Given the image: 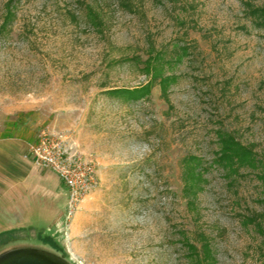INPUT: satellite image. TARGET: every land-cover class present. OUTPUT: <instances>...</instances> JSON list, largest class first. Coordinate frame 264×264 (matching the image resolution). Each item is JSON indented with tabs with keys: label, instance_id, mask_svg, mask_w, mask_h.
<instances>
[{
	"label": "rangeland",
	"instance_id": "rangeland-1",
	"mask_svg": "<svg viewBox=\"0 0 264 264\" xmlns=\"http://www.w3.org/2000/svg\"><path fill=\"white\" fill-rule=\"evenodd\" d=\"M9 1L0 0V25ZM246 1L264 4L16 3L12 29L0 33V137L17 132L10 124L20 121L35 141L42 131L64 135L95 165L98 185L68 236L55 225L48 242L47 219L10 225L0 189V256L35 247L71 264H192L185 239L200 248L204 232L216 264L261 263L263 235L243 222L244 215L263 210L258 174L242 169L230 184L213 162L219 128L264 158V29L251 20ZM156 54L163 73L174 77L166 95L159 79L143 99L110 92L152 81L155 69L146 65ZM193 155L205 178L197 195L195 188L185 190L187 182L198 183V177L190 180L196 175L187 176L184 158ZM66 207L61 195L56 220ZM20 227L21 237L9 235Z\"/></svg>",
	"mask_w": 264,
	"mask_h": 264
},
{
	"label": "trees",
	"instance_id": "trees-1",
	"mask_svg": "<svg viewBox=\"0 0 264 264\" xmlns=\"http://www.w3.org/2000/svg\"><path fill=\"white\" fill-rule=\"evenodd\" d=\"M18 1L19 0H10L8 2L5 17L0 25L1 34L5 33L7 30L9 31V29H12V25L16 17L14 10ZM245 5L254 24L257 27L264 29V4L255 5L251 1H246ZM187 52L188 48H182V53L178 55V58L181 59L182 54H187ZM153 60L156 62H153ZM162 60L161 54L150 55L147 59L146 68L149 69L153 67L155 69V73L153 74V80L149 81L144 86L135 89H112L110 92L132 100L143 99L152 93V89L159 79L158 83L161 86V90L166 95L168 87L171 84V80H173L174 77L171 75L166 76L163 73L164 64ZM217 140L219 143V149L216 151L213 162L223 169L225 175L230 179V184H232L235 176L240 174L242 169H249L257 172L258 174V178L260 179L263 188V196L260 199L263 210L261 212H253L251 214L244 215L243 222L246 225H254L258 232L263 235L264 239V158L258 155L253 145H245L238 139L234 132L225 128H219L217 130ZM184 159H186L185 162L188 168L187 176L190 177L192 174L196 175L192 178L190 177V180L198 177V183L196 181L194 184L193 182H187L185 190L188 193L192 190L191 188L197 187L199 190L201 187L200 182L202 183L205 181L202 168L203 163L199 157L194 155ZM198 190L195 188L193 194L197 195ZM185 240L184 244L189 250V256L192 264H216V258L212 254L211 241L204 232L200 233V248L198 247L199 245L196 241L192 242L188 237ZM259 264H264V259Z\"/></svg>",
	"mask_w": 264,
	"mask_h": 264
},
{
	"label": "crops",
	"instance_id": "crops-1",
	"mask_svg": "<svg viewBox=\"0 0 264 264\" xmlns=\"http://www.w3.org/2000/svg\"><path fill=\"white\" fill-rule=\"evenodd\" d=\"M10 125L17 132L0 137V189H4L5 218L10 225L47 219V234L44 233L43 240L51 241L49 230L55 226L61 195L65 196L67 203V188L57 174L39 168L33 156L27 154L29 145L37 141L28 124L20 121ZM24 230L15 228L9 235L21 237Z\"/></svg>",
	"mask_w": 264,
	"mask_h": 264
},
{
	"label": "built area",
	"instance_id": "built-area-1",
	"mask_svg": "<svg viewBox=\"0 0 264 264\" xmlns=\"http://www.w3.org/2000/svg\"><path fill=\"white\" fill-rule=\"evenodd\" d=\"M28 151L37 166L53 171L67 188V207L55 225L68 236L72 219L87 195L98 185L96 167L68 146L66 136L57 133L42 131Z\"/></svg>",
	"mask_w": 264,
	"mask_h": 264
},
{
	"label": "water",
	"instance_id": "water-1",
	"mask_svg": "<svg viewBox=\"0 0 264 264\" xmlns=\"http://www.w3.org/2000/svg\"><path fill=\"white\" fill-rule=\"evenodd\" d=\"M0 264H71L52 252L24 247L9 250L0 256Z\"/></svg>",
	"mask_w": 264,
	"mask_h": 264
}]
</instances>
